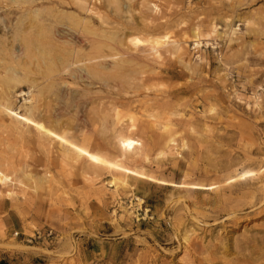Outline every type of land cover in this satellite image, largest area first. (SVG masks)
<instances>
[{"label": "rangeland", "instance_id": "rangeland-1", "mask_svg": "<svg viewBox=\"0 0 264 264\" xmlns=\"http://www.w3.org/2000/svg\"><path fill=\"white\" fill-rule=\"evenodd\" d=\"M34 12L47 58L74 52L47 76L39 57L8 61L18 20ZM78 55L98 58L69 65ZM0 59L1 77L7 66L25 77L14 111L37 108L45 127L108 161L203 186L264 165V0H0ZM17 126L0 114V264H264V211L239 212L262 199L264 181L164 186L94 168ZM184 234L194 250H183Z\"/></svg>", "mask_w": 264, "mask_h": 264}, {"label": "bare ground", "instance_id": "bare-ground-1", "mask_svg": "<svg viewBox=\"0 0 264 264\" xmlns=\"http://www.w3.org/2000/svg\"><path fill=\"white\" fill-rule=\"evenodd\" d=\"M21 2H27V0H20ZM30 16V22L29 24H25L22 22V20H18V23L15 27V31L13 34V39L16 40L19 43V48L16 53V51H12L11 49L8 50L9 59L8 61L11 63H14L16 67L20 68L21 63L24 66L26 63H31L33 58L39 57V59L43 62L45 72L44 75H49L51 72H53V68L56 66V60L60 62V65L63 66L64 64H67L70 59L72 60L74 58V52L68 51L67 53L62 52L59 53V56L56 57V59L53 57L52 59H48L46 56V49L45 45L46 42L44 39H46L45 36V28L43 25L38 23L37 17L39 16L38 13L34 12L33 14H29ZM79 22L76 21L75 25H77ZM48 33H51V29L46 30ZM168 39L167 35H163L160 37H155L152 40H150L149 45L151 46L152 50H157L166 43ZM199 35L195 33L193 35V42L195 46L199 45ZM50 43L52 44V40H50ZM142 43L141 40L138 38H134L132 40V45L138 46ZM54 44V43H53ZM54 46V45H53ZM48 53V52H47ZM96 53L98 54L99 51L96 50ZM48 55V54H47ZM96 55V54H95ZM75 58L78 60L75 63H71L69 65L81 63V62H91L97 60L98 57H88V59H83L82 56L78 55ZM2 60V59H0ZM46 60H48V66ZM5 73H7V76H0V114L6 115L10 118L12 122L16 124V126L19 124H22L26 128H33L38 136H41L43 138H46L47 140L56 141L57 144L61 147L62 145H68L69 150L68 153L71 154V156L75 159H86L94 168L98 167H106L107 169H110L116 173H119L123 176H133L142 180H147L153 183H157L164 186L169 187H175V188H182L187 190H201V191H210L215 188L221 189V187H234L239 190L245 188V187H254L255 184L263 183L264 181V170L263 166L259 167L257 170H249L247 169V166H242L235 170V173L228 177L224 183L223 186L220 185H209V186H203L198 184H182V185H176L174 183H169L163 180H159L157 178L148 176L140 171L129 169L127 167H124L118 163L108 161L105 157L90 152L86 147L81 145H76L74 143H70V141L67 140L64 133L57 134L56 132L52 131L51 129L45 127V125L36 119V111L37 108H31L27 109L26 112H24L23 115H20L18 112L13 110V106L10 102V95L12 93V89L21 87L25 80L23 78L25 77H18V72L13 66H7L5 67ZM89 73H92V70L89 69ZM3 88V90L1 89ZM30 101L34 102L36 100L34 95L30 96ZM19 118V119H18ZM116 121L118 122V117L116 116ZM132 121V120H131ZM133 125H130V128H133ZM18 128V126H17ZM136 146V143L132 141L131 139L125 138L121 139L119 142L120 149L125 153H130L134 147ZM262 170V171H260ZM7 177L3 175L0 172V184L2 185L4 182L7 181ZM219 187V188H218ZM225 189V188H224ZM223 189V191H225ZM258 190V188H255ZM260 189L264 192V184L261 185ZM231 191V190H228ZM139 201L140 204H142V201L139 199H136ZM261 208L260 212L264 211V195L262 199L259 201L253 202L249 204V207L243 208L239 212H247L246 214H250L253 212H256L257 209ZM147 213V211H146ZM223 217V214L218 213L215 220H218ZM236 217H232L228 220H226L229 223L236 222ZM223 223V220L221 221ZM183 242V250H189V248H192L194 250V243H191V236L184 234L182 238ZM243 250L249 249V246L247 243L242 244ZM218 250L217 246H214L211 251L216 252ZM189 264V263H187ZM209 264H213L212 261H209Z\"/></svg>", "mask_w": 264, "mask_h": 264}, {"label": "built area", "instance_id": "built-area-1", "mask_svg": "<svg viewBox=\"0 0 264 264\" xmlns=\"http://www.w3.org/2000/svg\"><path fill=\"white\" fill-rule=\"evenodd\" d=\"M51 231H49L48 233H47V236L49 237L50 235H51ZM18 234L17 233H15V236H17ZM39 235V234H38Z\"/></svg>", "mask_w": 264, "mask_h": 264}]
</instances>
